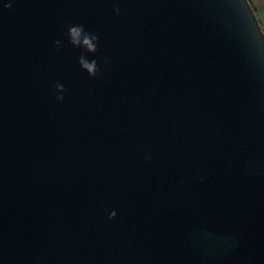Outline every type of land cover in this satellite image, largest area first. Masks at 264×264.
<instances>
[{"label":"water","instance_id":"95a60500","mask_svg":"<svg viewBox=\"0 0 264 264\" xmlns=\"http://www.w3.org/2000/svg\"><path fill=\"white\" fill-rule=\"evenodd\" d=\"M0 264H264L248 0H0Z\"/></svg>","mask_w":264,"mask_h":264},{"label":"clouds","instance_id":"9594fccd","mask_svg":"<svg viewBox=\"0 0 264 264\" xmlns=\"http://www.w3.org/2000/svg\"><path fill=\"white\" fill-rule=\"evenodd\" d=\"M11 7H12L11 3H5L3 5V8L5 10H7ZM67 37H68L70 44L73 47H80L86 53H89V54L96 52L95 41H96L97 37L84 33L82 26L70 27L67 31ZM59 43H60L59 41L55 42V44L57 46L59 45ZM78 65H79L80 70L83 71L84 73H86L88 77H93L97 73V65H96L95 60L88 61L83 56H81L78 60ZM55 90L57 93L63 92L64 91L63 85H56ZM56 99H57V101H60L63 99V97L60 95H57ZM114 215H115L114 212L111 213L109 215V219H111Z\"/></svg>","mask_w":264,"mask_h":264},{"label":"crops","instance_id":"0c3cea01","mask_svg":"<svg viewBox=\"0 0 264 264\" xmlns=\"http://www.w3.org/2000/svg\"><path fill=\"white\" fill-rule=\"evenodd\" d=\"M264 33V0H248Z\"/></svg>","mask_w":264,"mask_h":264}]
</instances>
